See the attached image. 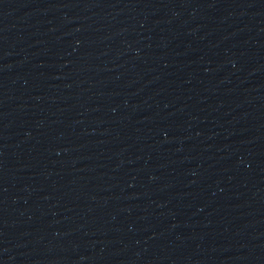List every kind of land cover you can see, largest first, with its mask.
<instances>
[{
    "label": "water",
    "instance_id": "obj_1",
    "mask_svg": "<svg viewBox=\"0 0 264 264\" xmlns=\"http://www.w3.org/2000/svg\"><path fill=\"white\" fill-rule=\"evenodd\" d=\"M0 264H264V0H0Z\"/></svg>",
    "mask_w": 264,
    "mask_h": 264
}]
</instances>
